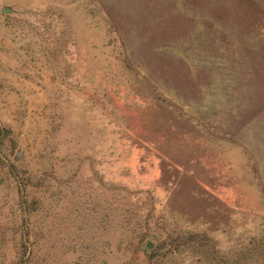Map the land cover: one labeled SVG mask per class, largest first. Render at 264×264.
<instances>
[{
	"label": "rangeland",
	"instance_id": "1",
	"mask_svg": "<svg viewBox=\"0 0 264 264\" xmlns=\"http://www.w3.org/2000/svg\"><path fill=\"white\" fill-rule=\"evenodd\" d=\"M0 264H264V0H0Z\"/></svg>",
	"mask_w": 264,
	"mask_h": 264
},
{
	"label": "water",
	"instance_id": "2",
	"mask_svg": "<svg viewBox=\"0 0 264 264\" xmlns=\"http://www.w3.org/2000/svg\"><path fill=\"white\" fill-rule=\"evenodd\" d=\"M13 10H12V8H10V7H4L3 8V12L4 13H11ZM146 248H148V249H150L151 248V243L150 242H147L146 243Z\"/></svg>",
	"mask_w": 264,
	"mask_h": 264
}]
</instances>
